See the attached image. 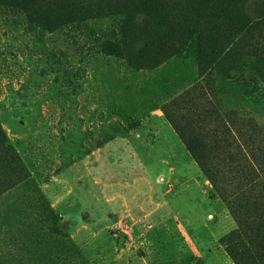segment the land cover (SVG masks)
I'll list each match as a JSON object with an SVG mask.
<instances>
[{"label": "rangeland", "instance_id": "rangeland-1", "mask_svg": "<svg viewBox=\"0 0 264 264\" xmlns=\"http://www.w3.org/2000/svg\"><path fill=\"white\" fill-rule=\"evenodd\" d=\"M0 264H264V0H0Z\"/></svg>", "mask_w": 264, "mask_h": 264}, {"label": "trees", "instance_id": "trees-1", "mask_svg": "<svg viewBox=\"0 0 264 264\" xmlns=\"http://www.w3.org/2000/svg\"><path fill=\"white\" fill-rule=\"evenodd\" d=\"M195 155L197 156V157H199V155L195 152ZM199 159V158H198ZM205 167V166H204ZM236 234H238V232L237 231H234L233 233H230L229 235H226L225 237H224V241H226V243L228 244V246H229V249L231 250V248H232V237L234 236V235H236ZM241 236H240V234L238 235V238L237 239H239ZM232 251V250H231Z\"/></svg>", "mask_w": 264, "mask_h": 264}]
</instances>
